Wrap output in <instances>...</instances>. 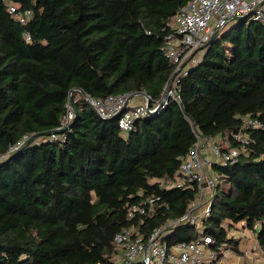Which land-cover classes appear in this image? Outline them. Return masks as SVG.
Wrapping results in <instances>:
<instances>
[{"label": "trees", "instance_id": "obj_1", "mask_svg": "<svg viewBox=\"0 0 264 264\" xmlns=\"http://www.w3.org/2000/svg\"><path fill=\"white\" fill-rule=\"evenodd\" d=\"M187 1L0 0V264H116L118 231L146 237L196 196L195 182L164 189L158 181L176 175L196 140L192 127L202 137L230 135L246 115L263 128L246 131L250 143L236 161L213 163L220 182L201 234L181 223L166 239L208 236L221 257L239 252L228 231L241 223L264 253V23L225 25L180 78V102L127 131L83 97L158 99L174 67L163 37ZM10 6L30 11L25 23ZM69 102L65 137L29 142L58 127ZM149 195L159 196L153 211L129 218V207Z\"/></svg>", "mask_w": 264, "mask_h": 264}, {"label": "built area", "instance_id": "obj_2", "mask_svg": "<svg viewBox=\"0 0 264 264\" xmlns=\"http://www.w3.org/2000/svg\"><path fill=\"white\" fill-rule=\"evenodd\" d=\"M9 12L21 23H25L30 15V11H18L16 6H10ZM246 17L251 21L264 23V0H188L171 19L170 30L163 37L164 55L174 67L164 82L158 99L153 100L145 93L143 102L131 104L133 97L140 93L130 92L110 94L102 98H94L84 93L83 97L100 117H116L117 126L127 131L135 120L160 111L170 100L179 103V80L199 62L201 55L198 52H203L214 30L222 29L229 22ZM25 37L29 38L26 34ZM66 107V113L56 128L67 126L73 118L72 104L69 102ZM253 128H263V124L250 115L242 118L241 127L237 131L231 132L230 135H219L217 139L202 137L196 127H192L196 140L189 148L176 175L173 179L161 178L158 181L159 186L164 189L182 188L195 182L198 187L196 196L190 200L180 217L155 227L146 237L136 234L135 228H123L118 231L113 237L115 263L220 264L218 252L211 246L208 236L200 235L194 240L179 241L171 245L168 244L166 236L172 227L181 223L196 227V231L201 234V220L210 215L213 190L220 182L219 176L212 170V165H227L236 161L239 152L250 143L246 131ZM64 137L63 132L52 133L47 136V140ZM27 138L28 136L24 135L19 143L9 150L16 149ZM158 199L159 196L149 195L131 205L129 218L150 214Z\"/></svg>", "mask_w": 264, "mask_h": 264}, {"label": "rangeland", "instance_id": "obj_3", "mask_svg": "<svg viewBox=\"0 0 264 264\" xmlns=\"http://www.w3.org/2000/svg\"><path fill=\"white\" fill-rule=\"evenodd\" d=\"M198 54L202 55L200 51ZM215 138L217 139V137ZM228 234L237 240L239 252H232L231 249L227 248L224 250L223 256L220 257V264L226 255L228 257L239 256L242 264H264V253L256 242V233L245 229L241 223H237L229 227Z\"/></svg>", "mask_w": 264, "mask_h": 264}, {"label": "water", "instance_id": "obj_4", "mask_svg": "<svg viewBox=\"0 0 264 264\" xmlns=\"http://www.w3.org/2000/svg\"><path fill=\"white\" fill-rule=\"evenodd\" d=\"M220 31H221V29H215L214 32L212 33V35L210 36L209 41L212 40L213 38H215V37L219 34ZM207 43H208V42H207ZM207 43H206V44H207ZM206 44H205V45H206ZM140 94L145 95V92H141ZM68 127H69V125L64 126V127H61V128H55V129H50V130H44V131H42V132H37V133H35V134L31 137V139H30L29 142H31V140H33L34 138H36V137H38V136H41V135H45V136H46V135H50V134H52V133H56V134H58V133H62V132H64Z\"/></svg>", "mask_w": 264, "mask_h": 264}, {"label": "crops", "instance_id": "obj_5", "mask_svg": "<svg viewBox=\"0 0 264 264\" xmlns=\"http://www.w3.org/2000/svg\"><path fill=\"white\" fill-rule=\"evenodd\" d=\"M144 96L142 94L133 97L131 104L143 102ZM241 250V248L239 247ZM242 260L239 256L228 257L227 255L223 258L222 264H242Z\"/></svg>", "mask_w": 264, "mask_h": 264}]
</instances>
